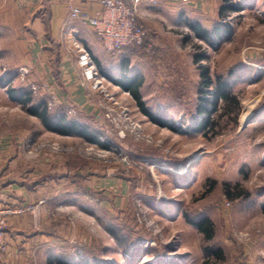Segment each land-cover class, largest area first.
Returning <instances> with one entry per match:
<instances>
[{"label": "rangeland", "instance_id": "obj_1", "mask_svg": "<svg viewBox=\"0 0 264 264\" xmlns=\"http://www.w3.org/2000/svg\"><path fill=\"white\" fill-rule=\"evenodd\" d=\"M224 2H148L138 12L146 45L97 62L101 88L85 81L68 45L39 56L46 42L30 14L0 0V205L23 246L17 262L0 264H264V0H231L240 10L220 16ZM195 21L231 31L200 36ZM66 60L94 106L83 123L109 147L48 130L8 94L24 87L77 115L50 89L51 70ZM122 71L139 75L146 106L176 129L153 122L108 76ZM219 77L238 110L223 100L212 109ZM201 106L217 124L196 131ZM204 218L212 239L194 224Z\"/></svg>", "mask_w": 264, "mask_h": 264}, {"label": "crops", "instance_id": "obj_2", "mask_svg": "<svg viewBox=\"0 0 264 264\" xmlns=\"http://www.w3.org/2000/svg\"><path fill=\"white\" fill-rule=\"evenodd\" d=\"M17 10L27 11L30 14L31 20L29 21L35 28L37 39L39 37L45 38L46 44H41V53L46 58H54V55H58V52L54 50V42L58 40L61 43L60 34L63 24L67 20L71 6H76L82 10L88 11L92 15L97 14L102 9L100 0H15ZM148 0H144L139 6V15H146L147 8L151 6ZM31 11H34L33 14ZM37 14V15H36ZM28 20V19H27ZM26 20V21H27ZM74 26L80 30V39L84 46L91 52L96 63L105 65L107 59L110 57L101 41L98 39L91 26L83 23L79 20L73 23ZM40 33V35H39ZM62 44V43H61ZM45 48V49H44ZM40 51V50H39ZM124 53H127L126 50ZM63 54V53H62ZM108 56V58H107ZM68 56L63 54L62 60H65ZM50 58V59H51ZM107 58V59H106ZM59 68H53L50 77V89L56 91L58 99V107H75L77 115L88 116L93 110V104L89 101L86 90L83 88L78 76V72L70 64L69 60L65 63H61ZM53 70L55 73H53ZM75 115V116H77ZM24 200V199H22ZM5 201V200H4ZM15 217L10 220L12 224H15ZM14 230L8 229L6 240V251L1 258L0 262H17L16 255H18V249L21 250L20 236L14 234ZM19 233V232H18ZM10 256V257H9Z\"/></svg>", "mask_w": 264, "mask_h": 264}, {"label": "trees", "instance_id": "obj_3", "mask_svg": "<svg viewBox=\"0 0 264 264\" xmlns=\"http://www.w3.org/2000/svg\"><path fill=\"white\" fill-rule=\"evenodd\" d=\"M128 1V0H126ZM224 4L219 9V15L224 16L226 11L229 10H240L239 6L233 5V4H227V2L231 0H224ZM140 20V19H139ZM189 25L200 35V36H209L212 32L218 36H221L223 32H230L231 28L230 26L226 25L225 27H221L216 25L212 31H209L205 29L200 22H190ZM147 36V35H146ZM144 38V43L142 45H146L147 37ZM59 41L55 40L54 42V50L57 49L59 52V49L57 48ZM57 44V45H56ZM145 44V45H144ZM134 49H127L126 52L133 51ZM200 59V57H198ZM208 69H203L202 75L204 78L207 79L208 82H210V77L208 75ZM113 81H115L117 84L121 85L124 89L128 90L133 97L136 99L138 106L140 109L155 123L168 126L172 129H176L174 126V123L166 118H161L157 115H155L147 106L142 98V94L140 92V87L142 85V79L139 77V75H130L127 72H121V76L118 78L110 77ZM8 94L10 97L16 101L22 102L24 107L27 109V111L37 116L43 125L51 131L58 132L63 135H71L75 134L80 137L85 138L89 142L97 143L100 146L103 147H109L107 143L101 142L99 140V134L94 129L90 128V126L83 123L82 118L85 116L77 115V116H70L66 111L59 112L58 109L51 110L48 103L39 98H35L32 94V91L27 88H19L16 89L14 87H8L7 89ZM214 93V101L210 104L212 106V109H217L219 100H223L224 102V110L227 111V108H231L232 106H235V110H238L240 108L239 100H237V97L234 93H232L229 89V80L223 79L219 77L217 84L213 88ZM200 112H204L207 114V117L203 119L201 122L195 126L196 131H202L206 128L215 127L217 124V120L212 119V111L206 108V106L199 107ZM228 189H231L230 187ZM230 191V190H229ZM237 197H243L247 196L248 192L245 190H241L237 188ZM194 224H196L200 231L203 232L205 237L207 239L213 238V222L209 218H204L200 221H194ZM205 264H208V262H205Z\"/></svg>", "mask_w": 264, "mask_h": 264}, {"label": "built area", "instance_id": "obj_4", "mask_svg": "<svg viewBox=\"0 0 264 264\" xmlns=\"http://www.w3.org/2000/svg\"><path fill=\"white\" fill-rule=\"evenodd\" d=\"M144 0H100L102 9L95 15L79 7L71 6L67 20L61 29L62 45H68L77 57V65L87 82L95 86L103 84L99 67L91 52L80 39V30L73 23L77 20L92 27L105 51L111 55H118L125 50L140 49L144 43L147 29L139 20V6ZM156 2V0H148ZM25 71V70H24ZM23 80V79H22ZM33 89H36L33 86ZM69 114L76 115L74 109L69 108ZM12 210L0 205V260L6 251L5 236L8 231V216Z\"/></svg>", "mask_w": 264, "mask_h": 264}]
</instances>
